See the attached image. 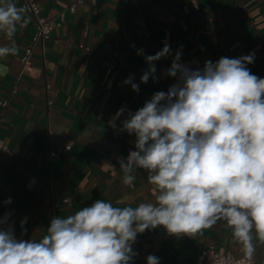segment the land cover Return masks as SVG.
Wrapping results in <instances>:
<instances>
[{
  "label": "crops",
  "instance_id": "obj_1",
  "mask_svg": "<svg viewBox=\"0 0 264 264\" xmlns=\"http://www.w3.org/2000/svg\"><path fill=\"white\" fill-rule=\"evenodd\" d=\"M35 1L41 16L57 19L74 0ZM14 2L21 7V0ZM26 15L30 23L18 25L13 37L19 54L0 59L8 69L0 75V99H8L0 106V139L8 145V151L0 149V215L11 213L17 239H39L53 217L66 218L97 199L120 201L121 207L152 199L143 170L133 187L122 183L117 158L135 150L136 138L108 124L121 107L134 113L176 83L164 75L172 56L156 62L157 81L140 83L148 65L138 49L154 55L167 41L175 54L182 45L181 63L193 70L208 60L254 53L247 67L264 78V0H86L34 46L35 70L20 75L19 60L34 33L33 17ZM10 43L0 34V46ZM130 74L138 93L122 83ZM126 115L116 121L117 129ZM132 248L137 255L131 264H147L150 254L160 264H203L199 254L209 248L243 257L222 221L199 238L170 236L163 227L146 230ZM251 264H264L258 241Z\"/></svg>",
  "mask_w": 264,
  "mask_h": 264
},
{
  "label": "clouds",
  "instance_id": "obj_2",
  "mask_svg": "<svg viewBox=\"0 0 264 264\" xmlns=\"http://www.w3.org/2000/svg\"><path fill=\"white\" fill-rule=\"evenodd\" d=\"M27 11L0 0V34L11 42L0 46V59L19 54L13 37L18 25L30 23ZM163 44L154 55L137 50L148 65L140 83L157 81L156 62L168 56L173 59L164 75L176 83L134 113L121 107L108 121L136 138L135 150L117 158L122 183L133 187L143 170L152 199L135 207L97 199L66 218L53 217L39 239H17L11 225L0 228V264H131L137 255L132 245L146 230L163 227L170 236L199 238L221 221L245 260L252 261L256 241L264 245V78L247 67L255 54L208 60L193 70L181 63L182 45L173 54ZM7 71L0 66V75ZM134 79L122 83L138 93ZM146 261L160 264L152 254Z\"/></svg>",
  "mask_w": 264,
  "mask_h": 264
},
{
  "label": "built area",
  "instance_id": "obj_3",
  "mask_svg": "<svg viewBox=\"0 0 264 264\" xmlns=\"http://www.w3.org/2000/svg\"><path fill=\"white\" fill-rule=\"evenodd\" d=\"M86 0H74L71 2L64 10L60 11L57 14V19L48 18L40 15V10L37 2L35 0H21V7H25L28 9V13H30L33 17V26L34 33L31 38V42L25 48L23 54L20 57V75H31L35 68L31 62V55L33 52V48L36 44H43L50 38L51 32L53 29L61 26L64 21L65 15L67 12H74L76 5L83 4ZM81 49L89 51V48L84 47L83 45L78 46ZM103 65H107L109 67H113V64L107 61L102 62ZM134 76V74H130ZM13 92V91H12ZM8 104V99H0V106L5 108ZM0 149L3 151H8V145L0 139ZM65 149H68L65 148ZM58 154L57 151H51L50 156H56ZM65 203H68V200H64ZM8 212H4L0 215V218H3L5 214ZM13 224L8 219L7 224L0 225V228L7 229ZM199 260L203 262V264H251V262L244 259V257L233 254H222L215 252L213 249H204L199 254ZM133 264H141L140 262H136Z\"/></svg>",
  "mask_w": 264,
  "mask_h": 264
}]
</instances>
